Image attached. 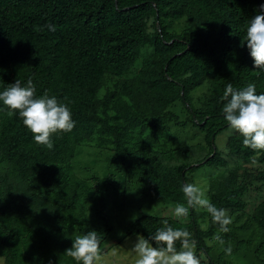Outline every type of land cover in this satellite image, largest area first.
Masks as SVG:
<instances>
[{"label":"trees","instance_id":"trees-1","mask_svg":"<svg viewBox=\"0 0 264 264\" xmlns=\"http://www.w3.org/2000/svg\"><path fill=\"white\" fill-rule=\"evenodd\" d=\"M261 3L264 0H0V90L31 77L37 95L47 92L68 102L76 121L73 130L57 135L48 149L32 139L21 117L8 115L0 104V258L5 264H75L65 252L72 244L66 235L75 229L88 231L78 209L81 192L104 205L110 179L94 174L91 183L81 181L72 161L80 146L98 137L113 146L109 164L115 170L139 179L154 195L190 206L189 223L146 214L137 218L132 231L148 237L166 226L184 230L208 260L201 264H214L206 239L219 225L208 213L207 229L202 228V213L188 203L183 185L189 184L188 173L224 170L210 185L211 203L226 209L228 216L246 207L243 197L249 187L239 180L240 164L263 163L264 150L245 146L240 134L229 128L221 112L222 95L228 83L240 88L255 82L257 92H264V71L254 68L244 44L247 23ZM184 17L187 36L171 31ZM150 46L153 52L144 57L139 72L123 78ZM107 75L118 79L113 90L100 96ZM204 84L209 96L206 108L199 109L193 91ZM177 101L190 115L183 122L171 110ZM167 117L176 126L191 122L200 128L205 143L154 148L161 129L157 121ZM148 118L154 122L142 123ZM150 126L148 144L133 135ZM3 167L8 171L2 172ZM13 177L25 196L14 195ZM259 177L264 178V172ZM43 204L51 212L41 215ZM254 218L264 231V202Z\"/></svg>","mask_w":264,"mask_h":264},{"label":"rangeland","instance_id":"rangeland-1","mask_svg":"<svg viewBox=\"0 0 264 264\" xmlns=\"http://www.w3.org/2000/svg\"><path fill=\"white\" fill-rule=\"evenodd\" d=\"M171 31L184 36L189 35L187 19L184 17L177 20ZM152 52L153 47H145L137 63L123 78L134 77L142 67L144 57ZM117 79L107 75L105 78L106 85L100 90V96H103L109 90H113ZM208 96L209 86L206 84L194 90L195 106L199 109H205ZM124 99L128 104V98L124 97ZM171 110L175 112L177 119L181 122L190 118L186 107L180 101H177L171 107ZM110 114L115 115V110L112 109ZM152 122H154L153 118H148L146 122L142 120V123L150 124ZM157 122L161 129L158 142L154 145L156 149H181L205 143L204 132L192 125L191 122L185 127L176 126L174 119L170 117ZM150 132L151 126L145 133L142 131L139 133V129H137L133 135L148 144L145 138ZM112 152L113 146L108 145L103 140L101 141L99 137L80 146L78 154L72 161V168L77 179L91 183V177L95 174L101 177L107 176L110 182L104 205H100L94 196H87L81 192L82 202L78 209L83 214L82 222L85 224L86 229H94L100 236L103 264H135L136 257L131 247L137 239V234L132 231L137 218L150 214L189 223L190 206L182 203L188 211L185 215H177L175 208L179 203L168 201L163 197L150 193L139 179L115 170L109 164ZM4 170L8 171L3 167L2 172ZM263 172L264 162L251 161L250 163L242 162L240 164L239 180H244L249 187L243 197L246 207L241 212L229 216L230 224L227 226L229 229L227 232L218 229L212 237L206 239L214 264H264V231L258 226L254 218L256 208L264 202V178L259 177ZM222 173H224V170L204 168L198 172L188 173L187 180L189 184L199 188L211 201L210 185L214 181L213 179L220 177ZM10 180L15 187L14 195L25 196L23 187L17 181V178L13 177ZM18 209L19 211L22 210V208ZM49 210L51 212L52 208L48 204H43L39 212L43 215L44 212L47 213ZM197 211L202 213L200 214V224L206 230L208 212L200 206L197 207ZM30 222L32 223V221ZM82 233L84 232L75 229L67 233L66 236L72 241V238ZM217 235L220 239H216ZM229 246L232 251L227 254L224 249ZM193 250L200 257V261H208L202 251L200 252L195 245H193ZM0 264H5L3 258H0Z\"/></svg>","mask_w":264,"mask_h":264},{"label":"clouds","instance_id":"clouds-1","mask_svg":"<svg viewBox=\"0 0 264 264\" xmlns=\"http://www.w3.org/2000/svg\"><path fill=\"white\" fill-rule=\"evenodd\" d=\"M48 27L54 30L53 25ZM244 44L254 68L264 71V3L259 5V10L247 23ZM222 99L221 112L229 128L240 134L245 146L264 150V92H257L255 82L240 88L228 83ZM0 104L7 107L8 115L21 117L23 125L33 134L32 139L48 149L54 147L57 135L71 132L76 125L69 103L47 92L37 95L31 77L26 83L16 79L0 90ZM183 192L189 204L207 210L220 231L229 230L230 217L226 209L217 208L193 184L183 185ZM187 211L182 204L175 208L177 215H185ZM188 235L186 231L171 226L157 229L148 237L137 233L131 247L136 257L135 264H201L200 257L187 239ZM216 239L220 237L217 235ZM177 241H180L179 247ZM224 251L230 254L232 249L229 246ZM65 252L75 264H103L100 236L94 229L72 238V244Z\"/></svg>","mask_w":264,"mask_h":264}]
</instances>
